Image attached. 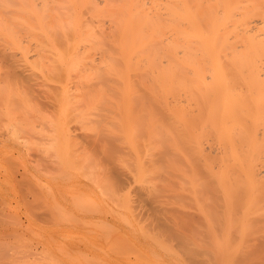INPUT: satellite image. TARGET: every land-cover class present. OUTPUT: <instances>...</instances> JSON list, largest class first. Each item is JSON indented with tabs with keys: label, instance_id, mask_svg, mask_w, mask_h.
I'll use <instances>...</instances> for the list:
<instances>
[{
	"label": "bare ground",
	"instance_id": "1",
	"mask_svg": "<svg viewBox=\"0 0 264 264\" xmlns=\"http://www.w3.org/2000/svg\"><path fill=\"white\" fill-rule=\"evenodd\" d=\"M0 90V135L123 209L84 217L126 221L133 197L153 198L148 218L180 246L161 224L141 251L155 264H264V0H0Z\"/></svg>",
	"mask_w": 264,
	"mask_h": 264
},
{
	"label": "rangeland",
	"instance_id": "2",
	"mask_svg": "<svg viewBox=\"0 0 264 264\" xmlns=\"http://www.w3.org/2000/svg\"><path fill=\"white\" fill-rule=\"evenodd\" d=\"M0 94H2L1 90H0ZM3 101L4 100H2V97L0 96V133L7 131L3 133L5 135L6 133H8L9 128L7 126V120L4 119V115H3V112H4ZM4 135H0V264H152V263L155 264L154 260H152L153 257H150L149 254L141 253L143 249L149 248L150 246L154 244V240L152 242L153 237L155 238V236L157 237L158 235L160 236L163 233L162 231H164L162 230V227H161V224L163 223L158 222L160 221V219L156 220V218L155 219L153 218L154 216L152 215V213L155 212L156 209L154 207L155 205L153 204L154 202L153 201H152L153 203L149 202L151 199H153L152 197H149L151 199H148V197H145V195L144 197H140L142 195L140 194L141 192L140 193L135 192V189H133V187L135 188L136 186L131 184L129 186V189L128 187L126 188L128 191L132 190L133 194H131V192L129 191L130 195H132V197L136 194H140V195H136L135 197H133V199L139 203L138 205H136L137 203L134 204L135 203L134 200H133L134 203L132 201L133 206L135 205V207L137 206V208L131 207L134 209L131 210L130 208L129 214L127 213V211H125L128 217L127 219L128 221L127 220L121 221V219L118 218L113 213L110 212L109 214L111 215H109L105 211L101 212V210H97V211L93 210L94 214L89 212L87 213L88 216L84 217V214L79 211L81 209V206L82 208H85L84 206L86 205L89 206V205H95V204H101L104 202L105 203L108 202L109 206L111 205L112 208H115L117 204L112 202L110 198H107L108 195L107 196L104 195V197L105 196L106 197L104 198L102 196L103 197L102 198L101 195H103V190H101L102 194H101V191H98L100 187H98L99 189L94 187L92 188L93 190L86 189L84 190L85 192H83L84 194L81 192L78 193L76 190L73 191L72 188L74 187V182H73L74 178L80 179L79 182L81 183L87 181L86 178H84L85 176H82L83 173L79 175L78 177L77 176L73 177L72 176V174L74 173L73 169L72 170L68 169L67 170L68 172L66 171L63 172L62 169H64V167L62 168L61 166H58L61 171V172L58 171L60 174L59 175L57 172L59 168L57 167L58 168L57 169L55 167L56 165H58L56 164V160H54L53 162L51 161V163H54V165L56 164L55 166L50 163L52 166L50 165L51 167H49L48 166L49 162H48L47 166L49 168L43 169L46 166L44 163H42L45 161V160L43 161V159H48V161H50L52 157L50 159L44 156V158L42 159L41 156L43 157V155H40L38 157L35 153H32L29 149L28 150L25 149V147L23 146L24 144L21 146L14 140L10 139V137H8L7 135L6 136ZM7 138H9L8 140H10V142L7 140ZM32 154H34V156ZM39 158H41L42 160ZM10 162H13L12 163L13 165L15 163L16 166L15 165L13 166L12 164L11 165L13 167H17V168L19 167V169L16 168L17 170L15 171L12 170L14 168H12V166L10 167L9 165ZM36 163L37 164L41 163V165L44 164L45 166H43L41 169L39 168L40 167L39 164L37 167ZM34 167H36V169L38 168L37 169L38 171H36ZM31 168L32 170H30ZM26 169L31 172L29 173V171H26ZM85 169L89 170L88 168H85ZM11 171H14L13 172L14 175L11 173ZM21 172L23 173V175L21 174ZM65 172L66 174H64ZM70 175L72 178L70 177ZM13 176L14 177L16 176L15 180L13 179L14 178ZM87 179L89 181V178ZM67 180H68V183H67ZM129 184L127 183V185ZM29 185L30 187H28ZM122 186H123V189L126 187L125 184H123ZM31 187L33 190L31 189ZM37 187L38 189H36ZM49 187H51V191L49 190ZM46 189L49 190L48 191L49 194L47 193ZM123 189L122 191H118V193L120 194L126 193L125 191L127 190L126 189L123 190ZM43 190H45V192ZM140 191H143V190L140 189ZM39 192L42 193L41 194L42 196L38 194ZM36 193L38 195H36ZM53 193L55 194V197ZM164 195L166 196V194ZM36 196H39V198L38 197L36 198ZM138 196L140 197V201L142 198L146 200L148 199L149 201L148 200L147 201L150 204H147L148 202L142 199L141 204L143 205H141L140 201H137L139 200ZM53 198H56V199L53 200ZM89 199L93 200L94 203H92L93 201H90ZM108 199H110L111 201ZM164 199L166 203L164 201L163 205L166 204V206L169 208V206L172 203L170 204L168 202H170L171 199L169 200L168 197H164L163 200ZM158 201H160L159 197H158ZM158 201L157 203H159ZM62 204L65 205L64 208ZM79 205H80V208H79ZM149 205L150 206L152 205V207H150L151 212L148 214L149 210L147 209L146 206L149 207ZM166 206L164 208L168 209L166 208ZM48 207H50L49 210H48ZM76 207L77 209H75ZM144 207L145 209H147L146 211L142 209ZM120 208L122 207H119L117 205L116 210L118 211L123 210ZM138 209L141 212L145 211L146 213L145 212L144 213L146 214L147 218H148V215H152L153 217L149 216V218L147 219L148 221L147 220L145 221L144 216L142 217L144 218V220H140L142 219L140 217L141 215L138 216L140 218L139 220L136 218H132V216L136 217V213L138 211L137 212H134V211ZM47 210L48 211L51 210L53 213L47 212ZM160 210H161V206H160ZM45 211L47 212L48 216L49 215L50 216L49 218L42 219L43 214H46ZM54 212L56 214H54ZM141 212H138V213L141 214ZM74 213H75V217H77V219L79 218L76 221L74 218ZM132 214H135V216ZM134 219H136V221ZM165 220L167 223H169V225L170 223L173 222V221L170 222L168 219H163L164 223H166ZM73 223H74V227H76L77 229H75L72 226ZM98 224L100 225L103 224L104 226L108 225V228L107 226L104 227L102 225L103 230L102 229L100 230L101 226L99 225L100 227H98ZM150 224L153 229H154V226H155V229H157L155 231L157 234L154 233L155 234L154 236L152 235L153 232H151L152 237L149 231L150 226L148 227V225ZM64 226L69 227V230H67L68 228H66V230L69 232H66ZM142 226H144L145 231H143L144 228L140 229L142 228ZM166 226L164 227L165 229H166ZM159 228L161 229V231ZM168 229H166V231L163 234L166 236L168 235L170 237H166L162 234L159 238L162 237V240L167 239L165 244L169 246L173 244L175 248L180 247L178 243L179 240L176 238V236L174 237V235H172L173 233L168 231ZM58 230H61V233L64 232L63 234H61L63 236L60 235L59 239L56 241L49 239V237L55 234ZM141 230L143 232L147 231V233L149 231V234H145V233L142 234ZM158 230L161 232V234L158 233L159 232ZM151 231H154V230H151ZM94 232L97 234H95ZM168 233H170V235ZM147 235L148 236L150 235L149 238ZM107 238L108 240H106ZM117 238H120L121 240ZM73 240H77V241L80 240L81 242H83L81 243L82 245L85 244V246H83L85 248H82V250L80 251H74V250L72 251L69 248L63 247L60 244L62 241H66L67 243H69ZM115 240L117 241L119 240L118 241L119 243L116 242ZM121 241L122 243H120ZM125 244H127L126 247H125ZM91 245H94V246H91ZM116 245H117V248H116ZM240 245L241 244H239V246ZM10 247L12 248L11 251H10L11 249ZM125 248H127V250ZM15 249L17 250L18 254L15 252L16 251ZM161 252L162 253L160 254V256L162 260L165 261L167 258L166 256L167 252L163 250Z\"/></svg>",
	"mask_w": 264,
	"mask_h": 264
}]
</instances>
